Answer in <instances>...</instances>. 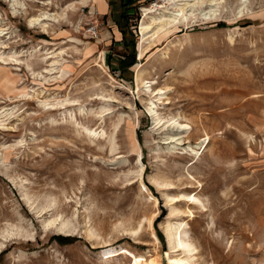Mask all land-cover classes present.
I'll use <instances>...</instances> for the list:
<instances>
[{"label":"rangeland","instance_id":"rangeland-1","mask_svg":"<svg viewBox=\"0 0 264 264\" xmlns=\"http://www.w3.org/2000/svg\"><path fill=\"white\" fill-rule=\"evenodd\" d=\"M24 1L12 16L0 0L12 31L0 40L20 54L0 61V240L13 227L33 237L11 238L0 264H264V0L198 1L143 43L140 23L185 1L52 0L51 12L75 10L47 33L26 22L45 7ZM38 46L63 50L42 73L56 78L36 75ZM151 101L191 127L179 147L194 152L166 150ZM181 194L200 202L172 199ZM55 217L76 233L44 227ZM168 231L194 254L170 248Z\"/></svg>","mask_w":264,"mask_h":264},{"label":"bare ground","instance_id":"bare-ground-1","mask_svg":"<svg viewBox=\"0 0 264 264\" xmlns=\"http://www.w3.org/2000/svg\"><path fill=\"white\" fill-rule=\"evenodd\" d=\"M5 1H7L9 4L10 14L12 16H17L18 14H22L26 11V3L24 0H5ZM33 1L44 6L45 10H39L37 14L28 16L26 18L27 25L30 28H34V27L40 28L42 32H46V33L48 32L49 26L53 22L56 23L59 20L66 18L67 10L69 9L75 10L74 3H71L67 5L65 8H59L60 11L51 12L49 9V6L52 4V0H46V1L33 0ZM177 1H182V0H177ZM183 1L185 2L180 3V4H176V2L174 3L177 6H179L178 12H170L168 11V9H166L164 11H160L156 15H151L148 21H142L139 27L140 34H141V42L143 43L147 41L149 38L153 39L154 37H157L158 34L161 32H165V33L169 32L171 26H173L175 22H178L182 19L184 20L188 16H192L193 15L192 12L194 11L193 10L194 5L198 1L202 2L203 0H190L192 1V3H189V1L187 0H183ZM209 1H210V4L208 5L210 7H214L216 5L215 3L216 0H209ZM88 2H90V0L81 1V3L83 4L88 3ZM243 4L244 3H242V5ZM148 10H149L148 13H151V9H148ZM209 11L214 12L215 10H212L210 8ZM7 30H8V27H3L0 21V39L3 37L8 38V39L10 38L12 31H7ZM6 48H7L6 44H4L3 40H0V61L6 64L7 63L5 62L6 58L10 57L14 61L13 63L14 65L20 64V62H18L17 59H14L20 56V54L16 51L5 52ZM42 49L43 48L41 46L34 47L29 53L33 54V53L39 52ZM143 51L144 50L142 49L140 52V56L142 55ZM62 53H63L62 49L58 51H55V49L42 50L41 61L46 63V68L40 72H37L36 75H39L40 77H43L46 80H49V78H53V79L56 78V76H52V75H50L49 78H45V76L42 73L45 72L47 74H52L57 68V65L60 63L59 61L63 59L61 56ZM32 74H35V73L32 72ZM135 80L137 84L145 83L140 73L136 74ZM157 94L161 95V94H164V92H162L161 89H158V92L156 93V95ZM41 103L48 105L46 100H42ZM154 106H156L155 101H151L150 106L148 108V115L151 117L152 124L154 125V127H156V129L159 130V133L161 134L162 144H167L166 150L170 152V151H175V149L179 148V149H183L184 152L186 151L194 152L197 148L195 149L191 145H188L187 147H183V148L179 147V146L184 145L183 141L184 139H186L187 134L191 130V127L188 124L181 122L179 118L172 117V116L166 119L165 121L162 120L160 114L157 112ZM82 110L83 108L80 107L79 111H82ZM11 113L12 112H8V113H5V115H10ZM99 118L102 119L103 115H100ZM85 130L89 134L94 133L88 128H85ZM198 146L200 147V143H198ZM153 182L156 185H167L168 184V183L158 182L157 180H154ZM172 199H176V201H182L184 203H187L193 206L198 205V203L200 202V200L197 197L192 196V195H186V194H181ZM51 204L48 206L45 204L46 207L44 206L38 207V210L43 211L44 209H47V207L52 206ZM73 220L74 219H71V218L62 219L61 217H55V218L49 219L48 221H44L43 224H44V227H49L51 225H56V222H58L57 229L59 231L64 232L66 235H73L77 231V225L74 223ZM150 221L151 220H149V226L151 227ZM132 232L136 234L138 231L136 229L134 231L132 230ZM28 233L29 232L26 230L23 231L21 227L20 228L13 227L12 229L5 230L4 232H2V236L0 240V253L6 247V243L11 238H20L25 241L30 240L29 238H32L33 235L31 233L29 234ZM87 235L89 238H91L94 236V233L89 231ZM167 237L169 238L170 248H179V250H182L183 252H185V254H188L189 256H192L194 254V251L196 248L189 242L188 238H186L185 236L176 235V238H175L176 243H174V240H173L174 237L171 238L172 236H171V233H169V231L167 232Z\"/></svg>","mask_w":264,"mask_h":264},{"label":"built area","instance_id":"built-area-1","mask_svg":"<svg viewBox=\"0 0 264 264\" xmlns=\"http://www.w3.org/2000/svg\"><path fill=\"white\" fill-rule=\"evenodd\" d=\"M87 32L90 36H96L98 33L97 27L95 25H90L87 29Z\"/></svg>","mask_w":264,"mask_h":264},{"label":"trees","instance_id":"trees-1","mask_svg":"<svg viewBox=\"0 0 264 264\" xmlns=\"http://www.w3.org/2000/svg\"><path fill=\"white\" fill-rule=\"evenodd\" d=\"M121 33H122V36H123V37H122L123 40L126 41L125 30L121 29ZM132 43H134V40H132ZM130 57L133 58V57H134V53H131ZM131 63H133V61L130 62V65H131Z\"/></svg>","mask_w":264,"mask_h":264}]
</instances>
